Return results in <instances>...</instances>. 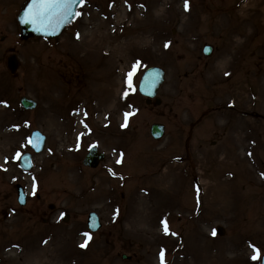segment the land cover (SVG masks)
I'll use <instances>...</instances> for the list:
<instances>
[{
    "label": "rangeland",
    "instance_id": "1",
    "mask_svg": "<svg viewBox=\"0 0 264 264\" xmlns=\"http://www.w3.org/2000/svg\"><path fill=\"white\" fill-rule=\"evenodd\" d=\"M25 1L0 0V264H162V252L163 264H260L264 60L255 57L259 45L264 57V0H187V9L186 0H84L58 38L22 41L16 16ZM151 66L165 71L152 110L137 94ZM258 85L253 110L263 118L222 110L189 134L201 111L229 109L227 98L253 103ZM21 97L36 109L25 111ZM153 123L165 127L159 141ZM32 130L46 138L39 154L29 148ZM213 132L224 145L212 147ZM93 145L105 154L96 170L81 165ZM27 152L25 172L17 153ZM91 211L102 224L95 234L86 229Z\"/></svg>",
    "mask_w": 264,
    "mask_h": 264
},
{
    "label": "water",
    "instance_id": "2",
    "mask_svg": "<svg viewBox=\"0 0 264 264\" xmlns=\"http://www.w3.org/2000/svg\"><path fill=\"white\" fill-rule=\"evenodd\" d=\"M32 3L31 2L26 6V8L20 13V15L18 16L17 20L19 22L20 25V32H21V38L22 39H28V38H32V37H47V38H54L55 36H58L62 30V28L65 27V25H67L70 20L73 18V16H70L67 18V21L63 24H61V26L57 27L54 31L52 30H36V26L31 24V23H26L23 22L27 19V17H25V12L28 10L29 5ZM79 3L76 4V6L74 7V12L75 9L77 8ZM205 53H208L207 48H205ZM7 68L9 69V71L13 74L15 73V69H17L18 67V61L16 60L15 56L12 55L11 57H9V59H7ZM162 70H159L158 68H150L148 69L145 73H143V76L141 77L140 83L139 84V92L147 98H152L154 97L157 92L158 87L160 86V84H162L163 79H164V73H162ZM20 103L22 105L23 108L27 109V110H31L34 109L36 107V103L28 100L27 98L22 97L20 99ZM163 134V127L159 126V125H153L151 127V135L154 138H159L161 137ZM44 138L43 136H41L38 132H33L31 135V140H30V144L31 147L36 151L39 152L40 150H42L43 145H44ZM23 158L20 159V166L24 169V170H30L31 168V163L30 161V155H28V153L26 155L22 156ZM101 155L99 156V154L96 153L95 149H92L89 154L85 157V159L83 160V164L85 166H89L90 167H96L98 162L101 160ZM22 189L20 187H18V202L20 205H24L25 204V197L23 195ZM88 221V225L89 228L94 231L97 230L99 225L97 224V218L94 214H91L89 216V220ZM223 234V231L221 229H218V235ZM260 264H264V256L262 257L261 263Z\"/></svg>",
    "mask_w": 264,
    "mask_h": 264
},
{
    "label": "snow or ice",
    "instance_id": "3",
    "mask_svg": "<svg viewBox=\"0 0 264 264\" xmlns=\"http://www.w3.org/2000/svg\"><path fill=\"white\" fill-rule=\"evenodd\" d=\"M77 3L83 4L84 0H32L28 10L25 12V17H27V19L23 22L35 25L37 31L42 29L54 31L57 27L61 26V24L65 23L68 17L80 15V13L74 12V7ZM185 8L187 9V0ZM129 76H131V73ZM128 115V113H125L126 119ZM17 158L22 159L23 157L20 153H17ZM164 231L165 234H168L166 223ZM213 234L215 235V230L213 231ZM83 235H85L88 239L91 238L88 233H84ZM85 243H87V240ZM84 246L85 245H81V247ZM254 251H256L258 255V250ZM161 257L163 264V252L161 253ZM256 258L257 256H253V259Z\"/></svg>",
    "mask_w": 264,
    "mask_h": 264
},
{
    "label": "flooded vegetation",
    "instance_id": "4",
    "mask_svg": "<svg viewBox=\"0 0 264 264\" xmlns=\"http://www.w3.org/2000/svg\"><path fill=\"white\" fill-rule=\"evenodd\" d=\"M160 103H161V99H160ZM159 103V104H160ZM153 102H151V104L149 105V107H151L150 109L152 110L153 108ZM159 108L161 107V104L158 106ZM225 108V106H223L222 105V102L220 103V106L218 107V108H216L215 109V111H203V113L200 115V121H202L203 119H205L206 117H210V115L211 114H213V113H216V112H221L223 109ZM236 113L238 114V116L240 115V114H242L243 116L245 115V110H236ZM159 117L161 118V115H159ZM255 117L257 118V119H260V118H263L262 117V115L261 114H259V115H255ZM199 121V120H198ZM197 121V122H198ZM196 123V122H195ZM213 135H215V133L213 132ZM218 139V138H217ZM219 140V139H218ZM216 144H217V142H216Z\"/></svg>",
    "mask_w": 264,
    "mask_h": 264
},
{
    "label": "bare ground",
    "instance_id": "5",
    "mask_svg": "<svg viewBox=\"0 0 264 264\" xmlns=\"http://www.w3.org/2000/svg\"><path fill=\"white\" fill-rule=\"evenodd\" d=\"M0 139H2L1 135H0ZM4 152H5L4 147L0 145V159H2V157H3L2 153H4Z\"/></svg>",
    "mask_w": 264,
    "mask_h": 264
}]
</instances>
